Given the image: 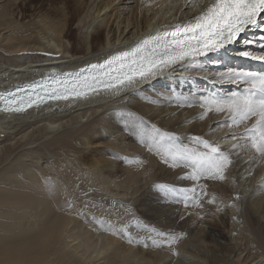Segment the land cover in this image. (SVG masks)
Returning a JSON list of instances; mask_svg holds the SVG:
<instances>
[{"label":"bare ground","instance_id":"6f19581e","mask_svg":"<svg viewBox=\"0 0 264 264\" xmlns=\"http://www.w3.org/2000/svg\"><path fill=\"white\" fill-rule=\"evenodd\" d=\"M45 1L48 0H0V89L40 78L53 68L70 71L103 59L108 54L124 51L162 25L186 22L197 15L202 4L207 2L195 0L194 5H186L185 0ZM66 2H70L69 7ZM260 23L264 25V16L260 18ZM261 35L264 32L260 28L250 27L235 44L227 45V52L241 58L240 63L244 65H260L239 53L250 50L259 54L261 49L253 46L259 47ZM244 40L254 43L245 45ZM211 56L207 54L199 57L195 65H177L140 85L138 89L129 90L118 97L100 94L76 101L48 102L24 114L0 113V164L12 158L10 165L4 168V174L0 172V175L3 174L0 178V233L7 230L13 236L23 238L35 237L47 231L54 233V240L46 250L26 249L23 258L33 264H264V250L247 260V251H244V255L242 252L237 254L245 242L241 234L231 237L232 231L238 230L234 222L229 226V220H233L232 208L218 201L219 206L213 204L211 207L205 203L202 211H193L191 208L185 211L182 204L167 203L164 193L151 187L154 183L190 187L191 181L178 179L189 169H173L161 163L140 143V135L131 122L144 114L154 120L152 123L158 128L181 138L194 133L191 132L194 127H189V121L177 122V119L192 108L201 112L203 110L198 106L179 107L177 97L181 94L207 95L209 92L226 96L243 89V85L236 83L212 82L216 72L226 71V66H222L221 62L227 58L223 56L218 61L215 55ZM145 94H153L156 99L163 94L165 99L159 103H143L137 96ZM168 110L175 114L162 119L158 117ZM121 111L130 112L133 117L118 115ZM222 119H225L223 113H209L200 122L203 127L200 133L204 132L209 122L212 121V127ZM216 128L218 131L212 135L215 141L213 138L209 140L219 142L222 149L227 148L231 140L225 141L223 138L228 130L213 126V131ZM242 130L243 126L239 131ZM204 134L211 136L210 133ZM64 141L73 157L65 156V164H62L65 171L58 174L57 168L49 166L47 158H42L44 152L41 151L53 142L60 146ZM125 157H140L147 162L146 168L127 163L123 159ZM247 160L248 156L244 161ZM19 161L24 167L35 165L38 170L35 171L36 167L32 171L22 170L23 176L19 177V172L17 174L12 167L13 163ZM244 163L238 172L240 176H247L248 187H251L245 215L259 226L260 218L264 217V190L259 188V182L264 177V165L255 171L254 166L249 168L251 164ZM80 172L85 174L86 179L94 180L92 184L99 192L105 191L104 197L107 193L115 194V197L112 196L116 198L118 212L122 209L120 203H123L131 210L134 207L138 217L159 224L163 230L186 232V237L176 245L179 255L166 254L164 249L155 250L151 246L129 245L111 233L98 230L96 225L87 222L85 216H73L70 210L63 211L65 204L62 196L69 194V184L72 183L69 177L76 175L75 178H80ZM46 173H49L50 180L45 177ZM117 176L116 181L110 179ZM80 181L78 186H88ZM76 182L72 183L73 190ZM206 183L209 195L231 196L230 179L224 183ZM217 207L223 208V211L218 212ZM64 209L67 210V206ZM196 212H200L204 219H199ZM240 232L238 230L237 233ZM261 238H264V230ZM244 246L247 247L248 243ZM12 259L6 257L0 248V264H11Z\"/></svg>","mask_w":264,"mask_h":264},{"label":"snow or ice","instance_id":"6c2138e0","mask_svg":"<svg viewBox=\"0 0 264 264\" xmlns=\"http://www.w3.org/2000/svg\"><path fill=\"white\" fill-rule=\"evenodd\" d=\"M194 2L195 0H185L186 5H194ZM262 16L264 0H207L194 17L186 22L162 25L154 33L150 32L140 38L127 50L108 54L103 59L86 63L75 70L57 71L53 68L38 80L0 91V113L24 114L29 109L39 108L50 101H76L100 94H109L113 97L124 95L129 90H136L145 82L174 69L177 65H195L199 57L209 53H221V50L226 55L227 45L235 44L241 33L250 27L264 31V25L260 23ZM243 43L248 45L254 41L244 40ZM259 47L261 49L259 54L245 50L239 55L264 63V35L259 38ZM204 78L208 79V76ZM212 82L236 83L243 85V89L226 96H220L215 92L191 96L181 94L177 97L180 101L178 106L200 107L203 110L199 115L201 120L209 113H223L225 119L219 127L228 130L223 139L233 141L228 151L223 150L219 142L202 136H190L188 143H184L181 136L164 131L155 124H149L142 117H135L131 121L140 135V143L149 153L158 157L161 163L173 169H189L178 179L191 181L190 187L168 183L151 185L158 192L164 193L167 203L182 204L185 211L190 208L202 210L205 203L216 202L215 196L206 201L203 199L208 195L206 182L229 181L228 173L234 163L232 155L235 150L240 149L248 153L249 164L264 163V69L253 71L229 67L226 71L216 72ZM150 102L159 103L157 100ZM117 114L133 117L130 112L121 111ZM241 126L243 130L239 131ZM123 159L141 169L147 165L140 157ZM145 174L147 175V172ZM231 182L234 184L235 179L231 178ZM259 188L264 190V177L259 182ZM239 199L237 195L235 200ZM68 206L70 209L74 207L71 203H68ZM226 206L239 211L234 202ZM87 207L85 204V208ZM121 207H124L123 203ZM221 210L217 207L218 212ZM125 211L126 214L131 212L130 209ZM76 212L79 216L85 215L83 209H77ZM195 214L199 219H204L200 212ZM85 218L88 223L96 225L98 230L111 233L129 245L168 248L174 256L179 255L176 245L187 235L186 232L161 230L138 221L136 227L144 231L145 235L134 236L127 224L117 228L110 219L98 218L94 214L90 219ZM181 219L184 217L181 216ZM53 240L52 231L23 238L13 236L5 230L0 233V248L4 250L6 257H13L11 264H33L32 261L23 258V252L26 249L46 250Z\"/></svg>","mask_w":264,"mask_h":264},{"label":"rangeland","instance_id":"374dc122","mask_svg":"<svg viewBox=\"0 0 264 264\" xmlns=\"http://www.w3.org/2000/svg\"><path fill=\"white\" fill-rule=\"evenodd\" d=\"M58 0H52V2H57ZM35 2V1H34ZM46 3H49L50 1L48 0V1H45ZM51 3V2H50ZM70 2H66V5H67V7H69L70 5ZM28 4H26V6H27ZM10 8H12V7H10ZM72 23V22H71ZM71 30H72V32H73V30H74V28H73V24L71 25ZM253 48H255V49H257V48H260V47H258V46H253ZM141 96V97H140ZM140 96H137V97H139L140 99V101H142L143 103H151L150 101H153V100H157V101H162L163 102V100L165 99L163 96H161V98H159V99H156L155 97H153V94H151V96L149 95V96H147L146 94L145 95H140ZM166 97H167V95H166ZM145 98H147V99H145ZM135 100H137V101H139L138 99H135ZM171 101H174L173 99H171ZM162 106H164V103L162 104ZM173 106V105H172ZM126 106H122V108H125ZM128 108H130V107H126L125 109H128ZM131 109V108H130ZM130 109H128V110H130ZM159 110H156V112H158ZM135 113H137V112H135ZM200 113H201V110H197L196 108H192L191 109V111L190 112H188V113H186L184 116H182L180 119H177V122H186V121H189V127H194V129H191V132H194V133H191L189 136H193V135H196V136H202V137H204V138H206V139H209V138H213L212 137V135H214L217 131H218V129L216 128V129H214V131H213V126H218L219 127V124L222 122V121H224V119H222V120H220L219 121V123H214L213 125H212V127H211V123H212V121L211 122H209V124L205 127V129H204V132H202V133H200L202 130H203V127L200 125L201 123V119H199V115H200ZM138 114V113H137ZM173 114H175V112H172V111H170V110H168L167 112H164V113H162V114H160V115H158V117L160 118V119H162V118H166V117H168V116H171V115H173ZM141 117L144 119V120H147L148 122H150V123H154V120H152V119H149L146 115H141ZM158 119V118H157ZM98 121V120H97ZM96 121V122H97ZM100 121V120H99ZM152 123V124H153ZM213 131V132H212ZM211 132H212V134H211ZM204 133H210L211 134V136H209V137H207V135L206 134H204ZM189 136H187L186 138H182L183 140V142H185V143H188V137ZM214 139V141H215V138H213ZM103 141H106V140H103ZM65 142L66 141H64L63 143H61V145L60 146H56L55 145V142H53V143H51V144H49L48 145V147L50 148V149H48V147L46 146V147H43L42 149V151L41 152H44V155L42 154V153H40V155L42 154V158L43 159H46L47 158V160H48V165L50 166V165H52V166H55L56 168H57V173L58 174H62V173H64V171H65V169H64V167H63V165L62 164H65L64 163V161L66 160L65 159V156L67 157V156H70V154H69V152H68V150H67V146L65 145ZM37 143V142H36ZM231 143H233V141H230L229 143H227V148H224L223 150H225V151H228L229 149H230V145H231ZM35 143H33V144H27L26 146L27 147H29V146H31V145H34ZM54 144V145H53ZM223 144V143H222ZM25 146V147H26ZM58 147V148H57ZM66 149H65V148ZM46 148V150H44ZM54 150V151H52V149ZM64 149V150H63ZM96 151H98V150H100V149H95ZM238 150V149H237ZM45 151H48L49 153L47 154V153H45ZM57 151V152H56ZM58 151H60V152H58ZM65 151V152H64ZM54 152V153H53ZM62 152V153H61ZM239 154L237 155L236 154V152H234L233 153V157L234 158H232L233 159V161H234V163H233V165L230 167L231 169H230V171H231V176H230V190H231V196H225V197H218V195H214V194H208L207 196H205L206 198H205V201L206 200H208V199H211L213 196H215L216 197V202L215 203H213L214 205H217V206H219L220 204L221 205H228L229 203H232V202H234L236 205H237V207H238V209H239V211H237L236 210V208H232V207H229V208H232L231 210H233V212H232V217H235V219H233V220H229V226L232 224V222H234L235 223V227H237V229L238 230H241V232L240 233H237L238 232V230L235 232V231H232V233H231V237L232 236H237V235H239V234H241V239H242V241L243 242H245V244H243V246L241 247V249L240 250H238V253L237 254H239V253H243V255H244V253L246 252V256H245V259L247 260V259H250V258H252V257H254V256H256L261 250H264V238H261V234H262V231L264 230L263 228H262V225H264V217H261L260 218V222H259V226H257V225H254V223L252 222V221H250V220H248L247 219V215H245V212H247L248 210H247V205H248V203L250 202L249 201V196H248V193H249V191H250V188L248 187V180L246 179V177L247 176H245V177H243V176H240V173L238 172L239 170H241L242 169V167H243V162H245V163H247V161H244V160H246V158H247V156L246 157H241L243 154H248V153H246V152H244L243 150H238L237 151ZM241 152V153H240ZM58 154H60V155H58ZM38 155V154H37ZM36 155V156H37ZM39 155V156H40ZM47 155H48V157H47ZM56 155V156H55ZM58 155V156H57ZM62 156H63V158H62ZM52 157V158H51ZM70 157H73V156H70ZM119 157H120V159L122 158V156L121 155H119ZM40 158H41V156H40ZM57 158V159H56ZM239 158V159H238ZM12 159V158H11ZM10 159V161L8 160L7 162H4V163H2V164H0L1 166V168H0V172H2L3 174H4V168H6L7 166H9L10 165V163H11V160ZM14 159V158H13ZM43 159H42V161H43ZM59 159L61 160V161H59ZM118 159V158H117ZM51 160V161H50ZM54 160V161H53ZM56 160V161H55ZM58 161V162H57ZM8 162H9V164H8ZM117 162V161H116ZM17 163V162H16ZM16 163H13L14 165H12V167L17 171V174H18V172H19V177H22L23 176V172H22V170H25V171H29V170H31L32 171V169H35L34 167H36L35 165H32V166H26V167H24V165H23V163H21L20 161L17 163V165H16ZM244 163V164H245ZM117 164H118V162H117ZM43 165H44V162H43ZM262 165H264V163H260V164H257L256 162H253L251 165H250V167L249 168H251V167H253L254 166V170L256 171L257 169H259L260 168V166H262ZM20 168V169H19ZM23 168V169H22ZM78 168L79 169H83L81 166H78ZM3 170V171H2ZM38 170V168L36 167V169H35V171H37ZM253 170V171H254ZM85 171V170H84ZM263 171H264V169H263ZM3 174L2 175H0V178L3 176ZM263 175H264V173H263ZM75 176L76 175H72L71 177H69V179H71L72 180V183L74 182V181H77L76 182V188L73 190L72 189V183H70L69 184V189H68V192H69V194L65 197V196H62V198H63V200H64V207L65 206H67V210H65L64 209V207L62 208V210L63 211H71L70 213L73 215V216H79V215H77V212H76V210L77 209H83L84 210V213H85V217H87L88 219H90V217H91V215H96L98 218H103V219H110L111 221H112V223L117 227V228H119L121 225H123V224H127L129 227H130V229L132 230V228H135L134 229V231L132 230V234L133 235H136V233L137 232H139L138 234L140 235V236H144L145 234V232H143V231H140L141 229H139V228H137V227H135V225L137 224V222L139 221H141V223H143V224H148L149 226H155L156 228H158V229H162L163 230V227L162 226H160L159 224H156V223H154V222H151V221H149L148 219H145V218H143V217H138V213L135 211L136 209L133 207V209L131 210V208H127L126 206H124L119 212H118V207H116V205H117V203L115 202V199L116 198H114L115 197V194L114 193H107L108 195H105L106 197H104L103 196V194L105 193V191H102L103 193H101V192H99L96 188H95V186L92 184V182L94 181L93 179H86L85 178V174L84 173H81L80 172V176L82 177H76L75 178ZM240 176V177H239ZM46 178H47V180H50V176H49V173H46V176H45ZM86 180H85V179ZM117 178H118V176L117 177H110V179L112 180V181H116L117 180ZM231 178H234L235 179V183L233 184L232 182H231ZM237 178V179H236ZM84 181L86 184H88V186H90V187H88L87 185H84V186H78V184H79V181ZM89 180V181H88ZM80 181V182H81ZM84 184V183H83ZM78 187V188H77ZM84 188V189H83ZM249 188V189H248ZM94 189V190H93ZM100 189V188H99ZM101 189H103V188H101ZM83 190V191H82ZM74 194H73V193ZM98 194V195H97ZM111 194V195H110ZM74 195H76V196H74ZM85 195V196H84ZM114 197H113V196ZM212 195V196H211ZM239 196L240 197V199L239 200H235V197L236 196ZM80 196V197H79ZM209 196L211 197V198H209ZM111 198V199H110ZM222 198V200L224 201V199H225V203L222 201V200H220ZM114 200V201H113ZM66 201L68 202V203H71L72 205H74V207L73 208H69V206H68V203H66ZM218 201H220V204H219V202ZM113 202H115V203H113ZM103 203V204H102ZM224 203V204H223ZM246 203V204H245ZM85 204H87L88 205V207L87 208H85ZM121 204V203H120ZM213 204H208V205H210L211 207L212 206H214ZM126 209H130L131 210V212L130 213H127L126 214ZM222 210L221 211H223V208H221ZM112 210V211H111ZM193 211H199V210H201V209H192ZM203 210V209H202ZM201 210V211H202ZM247 210V211H246ZM240 213H241V215H240ZM121 219V220H120ZM123 220H125V221H123ZM132 224V226H131V224ZM143 232V233H142ZM140 233H142V234H140ZM235 233V234H234ZM233 234V235H232ZM248 238V239H247ZM150 243V242H149ZM248 243V246L246 247V246H244V245H246ZM251 243V244H250ZM260 243H262V244H260ZM251 249H250V248ZM248 248V249H247ZM253 248V249H252ZM154 249V248H153ZM161 249H164L167 253L166 254H170V255H172V252H171V250L170 249H168V248H160V249H155V250H161ZM245 251V252H244ZM249 254H250V257H249Z\"/></svg>","mask_w":264,"mask_h":264}]
</instances>
